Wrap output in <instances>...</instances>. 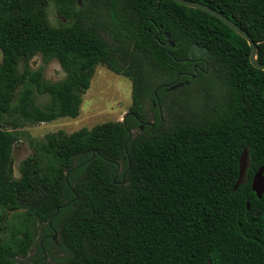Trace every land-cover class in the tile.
<instances>
[{
    "label": "trees",
    "instance_id": "trees-1",
    "mask_svg": "<svg viewBox=\"0 0 264 264\" xmlns=\"http://www.w3.org/2000/svg\"><path fill=\"white\" fill-rule=\"evenodd\" d=\"M190 1L247 32L264 64V0ZM194 44L208 51L197 72ZM249 55L222 22L171 0H0V234L17 220L0 264H264V193L251 189L264 72ZM36 57L65 77L47 81ZM98 66L131 82L124 122L29 139L15 179L23 128L77 118ZM178 76L189 85L163 87ZM244 151L248 181L234 190Z\"/></svg>",
    "mask_w": 264,
    "mask_h": 264
},
{
    "label": "rangeland",
    "instance_id": "rangeland-1",
    "mask_svg": "<svg viewBox=\"0 0 264 264\" xmlns=\"http://www.w3.org/2000/svg\"><path fill=\"white\" fill-rule=\"evenodd\" d=\"M78 7L81 8L80 5ZM49 20L53 24L64 23L62 17L55 8L50 5L48 9ZM1 59V57H0ZM31 68L43 70L44 78L49 82L61 81L65 74L56 61L43 64L40 57L31 61ZM46 97L37 99L39 105L44 104ZM131 105V82L129 79L116 75L105 67L98 66L95 69L90 87L82 97L79 116L75 119L60 118L55 121L40 125H27L23 128V135L13 149V176L19 178V164L32 153L29 147V139L40 141L46 134L62 131L71 134L83 128L91 129L97 125L107 122L121 121ZM1 215V210H0ZM17 225L16 217L13 213H8V222L4 226L5 232L0 234V240L11 239V227ZM41 237L37 236L35 242L38 244ZM38 255L37 246L34 245L29 251L28 258H36ZM45 260L49 261V256L45 255Z\"/></svg>",
    "mask_w": 264,
    "mask_h": 264
},
{
    "label": "water",
    "instance_id": "water-1",
    "mask_svg": "<svg viewBox=\"0 0 264 264\" xmlns=\"http://www.w3.org/2000/svg\"><path fill=\"white\" fill-rule=\"evenodd\" d=\"M171 1L175 2L176 4H178L180 6L204 12V13L212 16L213 18L219 20L224 25H226L234 33H236L238 36H240L242 39H244L246 41V43L248 44V46L250 48L249 62L251 64V66L253 68L259 70V71L264 72V64L258 62V60H257V46H256V44L253 42L252 38L248 35V33L245 32L242 28H240L234 22H232L227 17H225L222 13L215 11L212 8H210L208 5L202 4L200 2L190 1V0H171ZM164 45H167L170 48L174 47V44L170 40L169 34H165ZM203 51L205 52L204 55L206 56L208 53L207 49L206 48L199 49L198 45L194 44L190 49V59L188 61H191L192 56H193V52L196 55H201ZM191 78L195 79L196 75L192 76ZM177 80H178V77L173 84H171L169 86H163V87H167L168 91H175L177 89H180V88H183V87H186L189 85L188 81L177 82ZM121 122H124V118L121 120ZM147 125L151 129L153 128L152 123H147ZM141 129H142V126H141ZM246 162H247V153H246V151H244L240 157V160H239V176H238L237 183L234 187V190L241 184V179H242L243 173H244L245 168H246ZM263 174H264V167H261L254 174V176L252 178V182H251V189L258 199H260L264 193V176H263ZM55 237L56 236H54L53 238L55 239Z\"/></svg>",
    "mask_w": 264,
    "mask_h": 264
},
{
    "label": "flooded vegetation",
    "instance_id": "flooded-vegetation-1",
    "mask_svg": "<svg viewBox=\"0 0 264 264\" xmlns=\"http://www.w3.org/2000/svg\"><path fill=\"white\" fill-rule=\"evenodd\" d=\"M204 52V51H203ZM203 52H202V54L201 55H196L194 52H193V56H192V59H191V63L193 64V70L195 71V72H197V67H198V65L199 64H204L205 63V61L202 59V57H204L205 55L203 54ZM194 54H195V56L196 57H198V58H194ZM206 65V64H205ZM178 78H179V76H178ZM247 170H248V163L246 162V168H245V171H244V173H243V176H242V179H241V184H244V183H246L247 181H248V178H247ZM255 174V173H254ZM251 182H252V180H251Z\"/></svg>",
    "mask_w": 264,
    "mask_h": 264
}]
</instances>
